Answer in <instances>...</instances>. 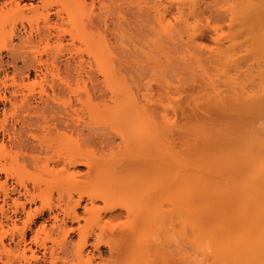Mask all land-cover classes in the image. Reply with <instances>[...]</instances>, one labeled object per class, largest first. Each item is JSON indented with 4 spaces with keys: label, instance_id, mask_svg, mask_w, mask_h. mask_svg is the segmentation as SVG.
I'll list each match as a JSON object with an SVG mask.
<instances>
[{
    "label": "bare ground",
    "instance_id": "obj_1",
    "mask_svg": "<svg viewBox=\"0 0 264 264\" xmlns=\"http://www.w3.org/2000/svg\"><path fill=\"white\" fill-rule=\"evenodd\" d=\"M100 1L0 0V264H152L150 259L155 263V259L161 256L163 258L167 256L165 259H169V263L175 262V259L172 262L169 257L172 254L171 252V254L165 255L163 249L159 253L161 248L166 247L164 246L165 240H162L164 236L162 234L165 233L161 232V229L166 224H169V227L172 228L171 223L174 222H171V220L176 219V214L181 207L179 208V197H177L176 188L172 182L165 180V174H162L164 164L160 158L161 127L158 122V108L156 107L159 105L150 101L154 96L147 93V90L144 93L137 91V96L134 97L129 91L130 88H126L127 92L125 89H120L123 86H119L120 88L117 86L119 89L115 88L116 86L113 85L110 77H113V75L110 73L105 75L102 85L93 83V79L90 82L91 78H88L91 83L90 90L85 84L81 85L82 87L78 85L77 81V84L75 81V84H72L71 76V79L67 76L71 81L65 79L68 81L66 83H63L65 80H62V83L58 81L60 84L58 82L56 84L49 83L50 78L54 79L57 75L52 72H55L58 68H63L67 72L73 66L75 67L78 64L79 67L82 64L81 59L76 61V57L81 54L71 52L70 48L73 50L75 41L81 38L80 41L82 42L84 40L83 35H88L89 32L90 34L91 32L94 33L93 30L97 29L98 20L100 19L97 14V4ZM233 1L232 4L225 1L227 6H224V8L222 6V9L227 10L228 8L230 16L234 13L235 15L231 18L238 25L240 21H234L237 20L235 16L240 19V16L246 15L247 20H249L250 16L247 17V15L251 14L252 19L249 21V28L251 29L249 31L252 34L256 31L258 36V38H255L256 33L249 35L252 37L250 41L253 43L249 42L251 44H247V47L249 48L253 44L252 47L255 46L254 50L251 47L252 51L260 53L259 56L262 60L260 64L262 65L259 69L257 83H259L258 91L261 95L258 94L253 97L250 93L252 96L248 94L247 99L249 96L252 101L258 96L256 100L260 109H263L264 0H260V3L254 0L253 6L252 0H249L250 3L247 0H238L237 3ZM246 2L249 3V6ZM234 3L237 4H235L236 7L238 6L237 8ZM224 5L226 4L224 3ZM231 5L232 8H230ZM233 7L236 8V11ZM217 8L219 12L220 10L222 12V9ZM251 8L252 12H255L254 15L250 12ZM236 12H239L240 16ZM255 14L259 18L258 22H256ZM224 15H226V12ZM242 20L241 22L245 21L247 25L246 22L248 21ZM251 20H256L252 22L254 25L251 24ZM233 22L231 25L234 24ZM257 25H259L258 29L256 28ZM104 26L107 25L104 23ZM241 27H243V24ZM232 28L234 26L230 27V29ZM229 31L232 33L233 30ZM233 32L235 33V30ZM231 35L229 34V36ZM66 36L70 41L67 46L69 47L68 50L63 47L64 44L62 45ZM95 37L91 38L94 39ZM218 37L216 36L217 41ZM99 38L101 37L99 36ZM245 39L243 40L245 41ZM53 40L57 48V51L53 52L56 54H50L51 49L55 48L50 46ZM227 40L231 41L230 38H227ZM99 45L101 44L99 43ZM110 47L109 43L105 45L102 49L103 55L104 53L110 54ZM256 47L257 49H255ZM63 48L67 52L65 51L66 53L62 54V51L64 52ZM230 48L232 47L229 46ZM49 50L51 51L49 52ZM97 50L95 51L97 52ZM244 52H248L247 49ZM218 54L220 56V52ZM226 54L229 57L230 53ZM108 56L105 58L106 63L104 65L110 62ZM231 60L233 61V59ZM19 63L21 64L20 67L18 66ZM78 67L77 69L80 70ZM52 69L55 70L51 71ZM78 70L75 71V75L78 73L81 75ZM52 74L55 76L53 77ZM54 80L57 81V78ZM235 82H232V84H235ZM82 92L85 93L84 100L81 99L82 97L80 98ZM234 92L232 94H235ZM245 94H242V98H240L242 102L238 98L240 103H244L243 95ZM72 96L74 100H71ZM66 98L68 99L65 100ZM122 100H131L132 102H129L132 109L125 106L124 110L114 112L111 105ZM254 100L252 104L250 103L252 106H254ZM227 101H230V99ZM239 102L238 107L240 106ZM224 103L226 102H223L224 106L229 104L225 105ZM250 108H255V106ZM110 132L112 134L114 132L117 142L116 139L114 140V135L108 137ZM131 140L134 143H131ZM130 143L131 145L135 144L133 148L136 152L127 155L130 151L129 148H131ZM245 153H248V150ZM254 153L253 162L251 166L249 165L251 177L246 175L245 178L249 176L251 180L254 178L260 179L258 180L260 184L254 179L257 187V191L254 192L256 193V195L254 194L256 199L254 198V201L252 197L250 200L255 203V208L251 206L250 209L252 210L250 211L249 208H245L248 207L247 205L244 206L252 214L244 215L245 210L243 216L239 219L238 215L242 214L243 209H240V214L238 212L239 208L236 207L238 205L236 204L237 200L230 197L231 194H229V199L233 198V200L226 197L225 200L228 201L226 200V203L222 201V211L221 205L214 207L213 213L218 209V213L215 212L214 214L217 213L219 219H217L218 216L213 215L212 206L211 204L207 205L209 203H206V200L201 199L204 201L198 203L200 197H197V199L199 198L197 200L198 207H194L197 206L195 205L196 197L194 198L195 204L192 203L194 205L186 202L192 206H190V214L186 211L187 215L193 216L199 213L198 215L202 217V211L206 210V213L215 216L214 219H211L210 214L208 215L211 222L219 220V223H224L221 228L225 227L226 230L223 229L222 232H218L213 227H211L212 231H206L198 223L194 224L199 225L198 227L194 225L191 227L192 233L190 234H193L192 237L196 236L198 238L199 236L198 239H194L196 242L199 240V248H208L209 251L208 249L207 251L212 253L211 256L214 259L209 255L213 259H211V264H264V137L263 140H259V146L256 147ZM250 155L252 156V153ZM241 159H244V156ZM48 163H51V166H55V168L60 166L59 171H57L58 168L54 169L55 172L57 171L56 173H59V176H65V179L68 178L69 183L66 184V187L63 186V182L62 187L57 185V191H60L57 192L58 199L57 203L53 204L54 206L45 201L41 207L35 208L38 200L35 191L39 190V186L35 182L32 172L41 171L40 176L42 172L46 174L43 170L47 169V172L49 171ZM237 165L233 166L237 167ZM227 166H223L222 169L227 170L225 168ZM80 168H84V170L80 172ZM51 169L53 170V167ZM242 169L245 170V167ZM52 170L50 171L52 172ZM250 171L247 170V173ZM59 176H57L58 179ZM61 179L64 180V177L59 180L61 181ZM170 181L172 180L170 179ZM250 182L253 183V181ZM246 183L248 184V182ZM192 201L193 199L190 203ZM101 204L102 206H100ZM183 204L187 205L185 202ZM200 204H202L201 206L204 205L203 209L199 208ZM205 206L207 207L204 209ZM200 209H202L201 212ZM234 209H237V211L234 212ZM223 211L226 213L234 212L237 217L235 214H233L234 217L229 215L230 219L225 216L223 222H220L221 216L219 213L222 214ZM248 211L246 213H249ZM223 214L225 215V213ZM245 216L248 218H245ZM242 217L245 219L243 220ZM246 219L250 220L245 221ZM199 220L198 222H200ZM229 220H232V222H229ZM228 222L231 224H228ZM238 222L244 225L241 226L242 228L240 227L241 229L237 228V225H232V223ZM227 224L228 227L232 225L237 230L231 227L230 231V229H227ZM166 230L168 231V229ZM197 232H200L202 238ZM72 236L77 237V243L73 244ZM203 252L206 251L203 250ZM105 254L109 256L108 259L106 258L107 260L103 257ZM162 257L159 259H162ZM159 259H157L158 264ZM163 261L164 259L161 262L163 263Z\"/></svg>",
    "mask_w": 264,
    "mask_h": 264
},
{
    "label": "rangeland",
    "instance_id": "obj_2",
    "mask_svg": "<svg viewBox=\"0 0 264 264\" xmlns=\"http://www.w3.org/2000/svg\"><path fill=\"white\" fill-rule=\"evenodd\" d=\"M225 1H227V3L229 4H232V0L231 2H229V0H101L99 2L100 4H97V11L99 12H97V14L100 18L98 20L100 24L98 23L97 29L93 30L94 33L91 32L90 34L89 32L88 35H83L84 37L82 38H84V40L82 39V42L80 41L81 38L78 41H75L73 50L72 48H70L71 52L81 54L80 56L76 57V61H78V59H81L82 64H80L79 67L78 64L75 67L73 66L69 71H67L68 73L64 71L63 68H58V71L55 69L51 70H55V72L53 71L52 73L57 75H52L53 77L55 76L54 79L57 78V81L50 78L49 83L51 82L53 84H56V82L58 81L62 83V80L67 79L68 81L72 80V84L74 83V81L75 83L77 81L78 85L80 86L85 84L88 90H90V82L93 81V83L102 85L104 83L105 75H108L110 73L111 75H113V77H110L111 81H113V85L116 86L115 88L123 86V88H119L122 90L125 89V91L126 88H130L129 91H131L134 97L137 96V91H140V93H144L147 90L149 91H147V93H150L154 96L150 101L154 104L159 105L156 107L158 108L157 116L158 122L160 123L161 127L160 158L162 160V163L164 164V172L162 171V174H165V180L172 182L174 187L176 188V194L177 197H179V208L181 207L180 210L178 208L179 211L176 214V219L173 218L174 221L171 220V222H174L173 224L171 223L172 228L169 227V224H166V226L168 225L167 227L163 226L165 230L164 228L161 229V232L165 233L162 234V236H165V238L163 236L162 239L165 240V245H162L166 247L161 248L159 250V253H161V251L164 249L166 253H164L165 255H168V253H172V257L171 255H169V257L172 259V262L173 259H175L174 263H169L168 261L170 260L165 259L167 258V256L164 258L161 256L162 259H164V261L168 264H211V261L214 259L211 256L212 253L208 252L209 249L206 248L208 247L206 246L207 244H205L206 249H204L203 247L199 248V240H197L198 242L194 241V239L197 237H192L193 234H190L192 233L191 227L195 223H198L199 225L201 224L206 231L211 230V227H213L215 230H218V232H222L223 229L226 230L225 227H223V229L221 228V225L224 223H219V220H215L217 222H211V219H214L215 216H218V209L217 211H214V213L217 212V215L213 213L214 207L223 204L222 201L226 203V197L228 199L230 197H233L235 198V200H237V202L239 201L238 203L236 202V204H238L236 205V207L239 208L238 212L241 208L243 210L242 212L240 211L242 214L239 212L241 215H238V218H241V216H243V212L246 209L249 208L248 210L251 211L252 209L250 208L254 207L255 205V203H253L250 199L252 197V200H254V198L256 199V197H254V194L256 195V193L254 192L257 188L254 180L256 178L251 180V168L249 169V165L251 166L253 162V156L255 154L254 152L256 147L259 146V140H263L264 137V108L260 109L258 101L256 100V98L258 99V96L255 97V100L252 99V101L254 100L255 108H250L254 106L251 105L253 102L250 100L251 98L249 96L253 95L254 97L255 95L260 94V92L258 91L259 83L257 82L259 69L262 65L260 63L262 62V60L259 56V52L254 53V51H252V48L254 50L255 45L252 47V44V48L247 47V44L253 43L252 41H250L252 40V37L249 36L252 34L250 33L251 31H249V29H251L249 28V21L250 19H252L251 14L249 13L250 15H247V17L250 16L249 20H247L246 15H242L245 17L243 19V17L239 15L240 11L238 10L239 12L236 13L238 14V16H240V19H238L239 17L236 18L235 16V19L237 20H234L238 22L240 21L241 24L239 23L238 25L236 22L234 23L232 19V16H234L235 14L233 13V15L231 14L232 16H230L228 8L227 10L222 9V6L223 8L224 6H227V3ZM252 1L253 6L254 0ZM256 1L260 3V0ZM222 2H224L226 5H224V3ZM233 2L237 3L239 1L234 0ZM236 3H234V5ZM249 3H247V6H249ZM217 7H219V10L222 9V12L221 10L219 12ZM235 7L233 8L236 11V8L238 6L236 8ZM230 8H232V5ZM250 10L248 9V11H250L254 15L255 12H252V8ZM225 12L226 15H224ZM256 18L257 16L255 17V19ZM242 19L248 21L246 22L247 25L245 24V21L243 23L241 22ZM258 19L259 18H257V21H254L258 22ZM254 21L251 20V24ZM232 22L234 24L231 25ZM104 23L107 26H104ZM242 24L244 28L241 27ZM229 26H234V28L230 29ZM245 26L247 27L245 28ZM258 26L259 25H257L256 27L257 29ZM106 28L108 31L106 30ZM229 30H235V33L233 31H231L232 33H230ZM95 33H98V37ZM212 33H214L215 36ZM255 33L253 32V34ZM229 34L232 35L229 36ZM255 35V38H258L257 33ZM89 36H96L98 39L95 37L94 40ZM99 36L101 38H99ZM216 36H219L218 41ZM88 38L92 40L90 41ZM227 38H230L231 41H228ZM96 39L99 41H97ZM243 39H245V41ZM86 40H88L89 42ZM63 41V47H66L68 50L69 47L67 46L69 44L68 42H70L69 38L66 36ZM238 41L240 42L239 46ZM99 43L101 45H99ZM108 43L111 46L110 54L108 53L109 56L107 55V53H104L103 55L102 51V49H104L105 45H108ZM227 45L232 47L230 48L232 51ZM50 46L52 48L55 47L54 40L52 41V43H50ZM223 49L224 51H222ZM246 49L248 52H244L246 51ZM255 49H257V47ZM51 50H49V52L51 51L50 54H56L54 53L55 50L57 51L56 47ZM63 50L64 52L62 51V54L67 52L64 48ZM95 50H97V52ZM219 52L220 56L218 54ZM223 52H225V54H223ZM226 53H230L231 55L229 54L228 57V54ZM221 54H223L224 57ZM106 56H108V59L110 58L109 64H106L107 66L104 65L106 63ZM226 58H228V60H226ZM229 58L233 59V61ZM223 59L225 60V62ZM254 64H256L257 66ZM108 65L111 66L108 67ZM18 66L20 67L21 64L19 63ZM77 67L80 70H78ZM80 67H82L83 69ZM73 68L74 70H72ZM77 70L78 72L80 71L81 75L79 73L75 75V71ZM67 76H69V78L71 76L72 79L70 78V80L69 78H67ZM88 78H91L90 82ZM68 81L65 80V82L63 83H66ZM247 81L249 82V84ZM232 82H235V84L233 83V85ZM253 82H256V84H254ZM89 92L90 94H92L91 91ZM232 92H234L235 94H232ZM244 92L247 93L245 94ZM250 93L252 95H250ZM82 94H80V98L82 97L81 99H85V93L82 92ZM242 94H245L243 95L244 103H240L242 102V100H240V98H242ZM248 94V99L250 98L249 100L251 102L247 99ZM233 98L235 99L233 100ZM238 98L240 102L238 101ZM67 99L68 98H66L65 100ZM229 99L230 101H227ZM71 100H74L73 96L71 97ZM236 100L239 102V107ZM129 101L132 102L131 100ZM129 101L122 100L121 102L112 104L111 107H113L114 112L124 110L125 106L128 109H132L130 107L131 104ZM223 102H226L224 103L225 105L227 103L231 105L233 103L235 104H233L232 107H230L231 105L227 104L229 106L226 105V107L223 105ZM247 102H249V104L251 103L250 107ZM110 135L113 136L114 132L113 134L111 132L109 133V138ZM116 138L117 137H115L114 135V140ZM115 141L117 142L118 140L116 139ZM131 143H134V141L131 140ZM131 143L129 144V146L131 145ZM132 145L130 146L131 148H129V154L127 155H132L136 152L134 150L135 148H133L135 144ZM247 150L248 153H245L247 152ZM251 153L252 156L250 155ZM242 156H244V159H241ZM241 163L243 166L240 165ZM224 164L226 166L228 165L227 167H225L227 168V170L225 171L223 170L224 168L222 169V167L225 166ZM48 165V167L50 168L48 171L49 173L47 172V169L43 170L44 172H46V174L42 172L43 175L41 174V176V171L32 172L33 177H35L34 180L35 182H37L40 190L35 191V195L39 200H37V206L35 205V208L41 207V205H43L45 201L50 202L49 204L54 206L57 203V195L59 193L58 191H60H57V185L59 187H62L63 182V186L66 187V184L69 183L68 178L65 179V176H59L60 174L56 173L60 170V166L56 167L58 169L55 172V166H51V163H48ZM233 165H237V167ZM52 167L54 171L51 169ZM243 167H245L246 171L242 169ZM50 170H52L53 173ZM79 170L81 172L84 170V168H80ZM247 170L250 171L248 172L249 174L247 173ZM47 174L48 176H46ZM56 175L60 178L64 177V180L61 179L60 181V178L58 179ZM246 175H249L250 177L247 176V178H245ZM170 179L172 181H170ZM258 180L256 179V182ZM250 181H253V183ZM246 182H248V184H252L248 185ZM229 194H231L232 196L230 195L229 197ZM190 197L191 199H193L191 203ZM197 197H200V200H198L199 198L197 199ZM194 198L196 199V204L194 202ZM233 198L229 200H233ZM201 199L206 200L207 202H205L209 203L207 205L211 204L212 207H210L212 208L211 211L213 215H215L214 217L210 213H206V210H204V212L202 211L204 206H201L202 204H200L199 206V208H202L200 209V212L202 211L203 213L202 217L198 215L199 208L197 209L198 212L196 211L199 218L197 217V215L189 216L190 209L192 207L191 205H197V200L198 203L204 201ZM184 202L185 204H191H187L189 207H191L189 208L187 205H184ZM193 202L194 204H192ZM252 203L253 205H251ZM181 205L184 207H182ZM198 205L194 207H198ZM246 205L248 207H245V209L244 206ZM100 206H102V204ZM185 206H187L188 208ZM206 207L207 206H205L204 209ZM220 207L222 211L223 206L221 205ZM209 208L207 209L210 210ZM248 210L244 212V215L252 214ZM186 211L189 213L188 215ZM224 211L222 212V214L221 212L219 213L221 216L220 222H223L222 220L226 218L225 216H233V214H235L234 212L237 211V209H234V212L232 211L233 213H226ZM247 211L249 213H246ZM223 213H225V215ZM208 215L211 216V219ZM242 218L244 220L248 217L245 216V218ZM217 219H219V216ZM198 220L200 222H198ZM235 220L236 218L233 221L235 222ZM247 220L250 219H246L245 221ZM230 221L232 222V220H229V222ZM245 221L243 222L245 223ZM167 222L169 221L167 220ZM229 222L228 224H231ZM240 223H232V225H237L236 227L241 229V226L244 225H241ZM228 224L226 225L227 227ZM199 225L194 226L198 227ZM232 225L230 226L233 228ZM231 227H228L227 229H230ZM236 227H234L235 230H237ZM166 229H168L169 232ZM172 231L175 233V235ZM197 234L200 235V232H197ZM200 237L202 238L201 235ZM71 240L73 244L77 243L78 241L76 236H72ZM195 242L198 246L195 244ZM203 250H205L206 252H203ZM103 257L104 259L109 258L107 254H105ZM157 259H155V263H153L152 259H150V262L152 264H156ZM162 259H159L160 261L158 260L159 264L165 263L164 261L163 263L161 262Z\"/></svg>",
    "mask_w": 264,
    "mask_h": 264
}]
</instances>
